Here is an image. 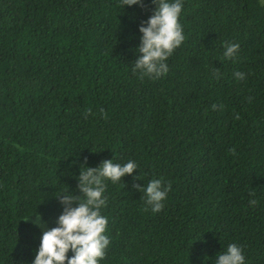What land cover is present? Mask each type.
<instances>
[{
    "label": "trees",
    "instance_id": "trees-1",
    "mask_svg": "<svg viewBox=\"0 0 264 264\" xmlns=\"http://www.w3.org/2000/svg\"><path fill=\"white\" fill-rule=\"evenodd\" d=\"M152 8L0 0V264H30L31 214L54 226L68 173L108 158L142 179L105 181L100 264H214L228 243L264 264V5L183 0L185 40L156 79L132 70ZM152 178L170 185L158 212L132 187Z\"/></svg>",
    "mask_w": 264,
    "mask_h": 264
},
{
    "label": "clouds",
    "instance_id": "clouds-1",
    "mask_svg": "<svg viewBox=\"0 0 264 264\" xmlns=\"http://www.w3.org/2000/svg\"><path fill=\"white\" fill-rule=\"evenodd\" d=\"M151 3V14L137 25L140 35L134 49L136 55L132 70L141 77L156 79L168 72L167 58L185 40L179 23L183 0H151ZM259 3L264 5V0H259ZM121 4L123 8L126 5L143 6V0H121ZM238 49V43L224 42L223 57L234 58ZM233 75L241 80L245 76L240 71ZM74 163L76 161H70L69 167ZM77 168L78 173L68 174L75 176L78 193L74 194L67 185V188L53 195L62 206L55 217V225L45 227L36 209L31 214L32 223L41 231L30 264H100L109 245L107 217L101 214L106 203L105 181H122L125 174L142 179L140 172L133 173L139 166L131 159L124 163L114 162L112 158L103 159L94 167L80 162ZM132 187L143 193L146 207L158 212L163 207L170 185L160 178H152L146 184L133 183ZM255 203V199L249 200L250 205ZM69 252L71 255H68ZM244 261L242 248L236 243H228L224 251L216 254L214 264H244Z\"/></svg>",
    "mask_w": 264,
    "mask_h": 264
}]
</instances>
